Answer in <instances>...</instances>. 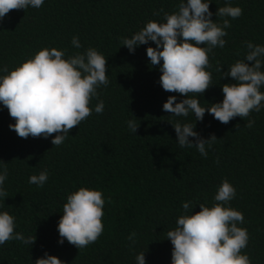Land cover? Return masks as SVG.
<instances>
[{"label":"trees","instance_id":"16d2710c","mask_svg":"<svg viewBox=\"0 0 264 264\" xmlns=\"http://www.w3.org/2000/svg\"><path fill=\"white\" fill-rule=\"evenodd\" d=\"M211 3L213 14L225 6V0ZM231 3L242 7L243 14L228 18L225 47L209 53L206 71L212 73V86L203 94H190L203 107L222 102V86L233 83L231 77L221 78L217 68L227 72L244 59L245 41L264 45V0ZM178 4L179 0H45L39 9L11 10L0 20V69L11 71L43 48L63 50L67 58L92 47L108 59L109 80L91 99V115L59 146L51 143L55 133L48 139L20 138L9 129L14 118L0 105V162L8 170L0 211L15 218L16 232L36 236L32 246L16 240L0 246V264H35L45 252L64 264H136L140 252H145L146 264H171L173 246L167 232L185 214L182 203L191 202L193 214L200 211L199 204L210 207L224 179L236 189L230 206L243 214L244 223L238 226L249 234L242 253L252 264H264V109L227 124L207 112L202 121L191 114L171 115L162 108L168 97L176 96L177 103L186 97L162 89L159 66L151 65L146 55V48L155 44L141 45L134 53L121 44L148 21L165 22V13L177 11ZM212 19L223 20L215 15ZM73 36L79 37L81 48L72 46ZM101 100L104 111L97 114L94 108ZM135 118L140 126L134 134L127 121ZM249 119L255 121L251 128L245 127ZM177 121L196 123L202 138L215 135L206 158L195 147L178 146L172 126ZM44 170L48 180L43 187L29 183L31 175ZM81 187L102 191L105 205L102 235L79 250L66 240L58 244L57 225L67 196ZM132 233L135 244L128 239Z\"/></svg>","mask_w":264,"mask_h":264},{"label":"clouds","instance_id":"9594fccd","mask_svg":"<svg viewBox=\"0 0 264 264\" xmlns=\"http://www.w3.org/2000/svg\"><path fill=\"white\" fill-rule=\"evenodd\" d=\"M45 0H0V20L11 10L39 9ZM211 0H179L178 10L165 13L163 23L148 21L131 37L121 39V44L130 53L150 42L146 55L151 65L159 66V83L166 92L186 97L180 102L176 96H169L163 104V111L176 117L194 115L195 121H202L205 113L217 121L227 124L236 117L244 120L255 111L264 109V45L245 41L247 51L244 59L237 60L222 72L221 78L231 77L233 83L222 86V102L201 106L200 100L190 94H203L212 86L209 53L215 48H224L231 27L230 19L243 14L240 6H232L225 0V6L218 7L215 14L209 10ZM223 18L222 23L212 19ZM72 46L82 47L79 37L73 36ZM201 45H207L202 47ZM65 52L56 48H43L34 56L22 62L13 70L0 75V105L8 110L15 123L9 125L20 138L43 137L48 139L55 133L51 143H64L69 132L89 117L92 98L97 89L109 84L107 60L97 49L89 47L65 58ZM162 62V63H161ZM94 111L101 114L104 102L95 105ZM255 123L249 119L245 127ZM129 130L136 133V118L127 121ZM181 148H193L202 157H207L217 140L215 135L202 138L195 125L177 121L172 124ZM192 138V139H190ZM8 177L6 164L0 162V199L7 196L4 183ZM48 180L47 170L31 175L29 183L43 187ZM236 197L235 187L224 179L217 186L212 205L199 204L200 211L193 214L191 202H183V215L176 221V227L167 232V240L173 246L171 264H252L249 256L242 253L248 245L249 234L243 214L232 208L230 202ZM105 200L100 190L81 187L67 196L63 213L57 225L58 244L65 240L76 248L83 249L96 242L102 235V217ZM191 212V214H188ZM15 218L7 211H0V246L10 240L33 245L35 237H25L15 231ZM135 233L128 239L135 244ZM136 264H146L145 252L136 255ZM35 264H64L59 258L44 253Z\"/></svg>","mask_w":264,"mask_h":264}]
</instances>
